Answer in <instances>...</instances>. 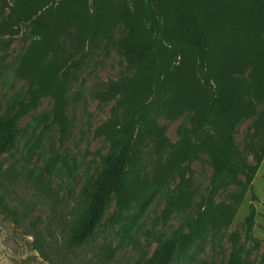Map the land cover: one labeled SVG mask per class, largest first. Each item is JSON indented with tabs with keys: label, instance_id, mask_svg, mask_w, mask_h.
<instances>
[{
	"label": "rangeland",
	"instance_id": "obj_1",
	"mask_svg": "<svg viewBox=\"0 0 264 264\" xmlns=\"http://www.w3.org/2000/svg\"><path fill=\"white\" fill-rule=\"evenodd\" d=\"M19 1L0 0V119L14 115L38 86V79L21 72L30 40L15 26L16 13H21ZM110 1L114 9L121 10L122 0ZM56 26L62 34L44 65L60 62L76 50L78 26L64 18ZM129 41L121 19L107 38L90 49L66 90L70 134L65 141L59 142L49 99L23 117L12 131L10 147L0 153V194L7 209L0 208V264H49L35 250V243L43 239L47 244L44 253L51 247L60 248L66 221L90 203L99 174L120 149L119 143L106 139L101 130L122 123L124 114H113V104L104 103L102 97L135 75L127 61ZM174 89L165 91L147 115L155 125L143 144L150 188L117 224L110 221L115 202L111 195L92 234L70 255L73 262L228 264L238 254V264H264V157L251 191L244 188V178L236 174V182L217 194L215 202L224 224L206 230L187 253L178 252L177 238L195 216L197 201L209 193L214 171L210 154L199 150L190 167V206L165 215L177 181L175 175H169L168 165L183 144L182 131L192 128L193 115L189 103L172 113L167 111ZM254 136L264 142V104L256 105L254 116L238 124L233 134L239 159L249 166L253 165L249 145ZM250 206L255 217L248 234ZM109 250L113 252L111 258L106 254Z\"/></svg>",
	"mask_w": 264,
	"mask_h": 264
},
{
	"label": "trees",
	"instance_id": "obj_2",
	"mask_svg": "<svg viewBox=\"0 0 264 264\" xmlns=\"http://www.w3.org/2000/svg\"><path fill=\"white\" fill-rule=\"evenodd\" d=\"M59 1L18 3L21 13H16L15 26L30 40L21 72L38 79V86L14 115L0 119V153L10 147L18 122L47 99L53 103L59 142L69 137L67 87L90 49L107 38L121 19L130 35L127 61L135 75L102 97L104 103L113 104V114H124L122 123L101 130L106 139L119 143L116 158L99 174L88 206L66 221L61 249L55 246L44 253L47 244L38 239L35 250L49 264H79L69 257L92 234L111 195L115 202L110 221L124 220L130 206L150 188L143 144L155 125L147 115L164 92L175 86L167 111L191 104L192 128L182 131L183 144L168 165L169 175L177 181L165 215L190 206V167L199 150L210 154L214 171L209 193L197 201L195 216L177 238L178 252L187 253L206 230L224 224L215 202L217 194L236 182V174L251 191L264 157V142L259 137L254 136L249 145L252 166L239 159L233 144L235 127L254 116L256 105L264 104V0H122L120 11L110 0ZM60 18L78 26L76 50L60 62L44 65L62 34L56 26ZM0 208L7 211L1 194ZM254 217L250 206L248 234ZM109 251L106 254L111 258ZM239 259L236 254L228 264H238Z\"/></svg>",
	"mask_w": 264,
	"mask_h": 264
}]
</instances>
